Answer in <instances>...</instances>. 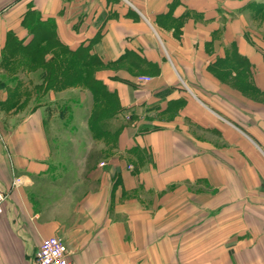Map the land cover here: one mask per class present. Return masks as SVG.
Instances as JSON below:
<instances>
[{
    "label": "crops",
    "instance_id": "obj_1",
    "mask_svg": "<svg viewBox=\"0 0 264 264\" xmlns=\"http://www.w3.org/2000/svg\"><path fill=\"white\" fill-rule=\"evenodd\" d=\"M34 17L117 110L101 136L82 86L19 110L0 67V264L49 236L74 264H264V0H0V59Z\"/></svg>",
    "mask_w": 264,
    "mask_h": 264
},
{
    "label": "trees",
    "instance_id": "obj_2",
    "mask_svg": "<svg viewBox=\"0 0 264 264\" xmlns=\"http://www.w3.org/2000/svg\"><path fill=\"white\" fill-rule=\"evenodd\" d=\"M27 26L33 33L31 41L26 45H22L15 38L8 40L2 52V62L16 68L33 59L32 53L35 47L43 46L42 60L44 65L41 67H44V73H41V77L45 79L48 85L45 91L50 89L58 91L71 86L87 88L93 95L94 103H100L91 112L89 129L97 136L110 132L112 125L106 121H101L114 115L117 108L116 106L112 108L114 100L111 98V100H104L105 89L93 76V69L101 65V60H98L96 56L90 55L86 47L71 50L61 44L55 36L54 23L52 21H41L34 17L27 22ZM20 83L24 86L20 79L15 78L14 81L12 80V87L8 95L9 106L11 107L19 104L21 97L29 91L26 87L21 89ZM36 86L37 83L35 84ZM119 129V125L115 126L114 132Z\"/></svg>",
    "mask_w": 264,
    "mask_h": 264
},
{
    "label": "rangeland",
    "instance_id": "obj_3",
    "mask_svg": "<svg viewBox=\"0 0 264 264\" xmlns=\"http://www.w3.org/2000/svg\"><path fill=\"white\" fill-rule=\"evenodd\" d=\"M33 50H34L32 53L33 59H31L30 61H27L25 64L19 65L16 68L11 67L10 65H6V63L2 62V59H0V67L3 70V77H4V81L6 84H11L12 80L14 81L15 78H17V79H20L21 82H23V85L25 84V86H28L26 84V82H27L26 77H28V76L25 77L22 73L25 72L26 75L29 74V76H32V77H30L31 79L29 80L30 86H29L28 93L24 94L20 99V102H22V103L19 104V110H22L24 107H26V105H28L30 103H35V105H38V104L46 103L48 100L45 97V93H46L45 90H46L48 85L46 84L45 79H43L41 77V73H44L43 72L44 67H41L44 65L43 60H42L43 46H37ZM14 74H16V75H14ZM34 83L35 84L37 83L36 87H35V85L33 86ZM21 86H22V84H21ZM56 97H58V95H56ZM69 105L70 104H67L65 107H69V108L71 107V108H73V111L77 113V110L75 108L76 106H72V104L70 106ZM61 108L63 109L64 106H60V104L57 102V106L55 107V112L59 111V109H61ZM79 114H81V111H79ZM71 121L73 123L75 120L72 119ZM59 124H60V122H59ZM70 127H72L71 128L72 132H73V130H75V132H82L83 131L82 127L78 126V125H73V124L71 125L70 124Z\"/></svg>",
    "mask_w": 264,
    "mask_h": 264
},
{
    "label": "built area",
    "instance_id": "obj_4",
    "mask_svg": "<svg viewBox=\"0 0 264 264\" xmlns=\"http://www.w3.org/2000/svg\"><path fill=\"white\" fill-rule=\"evenodd\" d=\"M139 80L150 81V77H139ZM104 163H101L103 165ZM15 182H19L18 178ZM7 193L0 188V216L3 214ZM34 264H74L69 257L68 249L63 238L49 236L41 240L33 259Z\"/></svg>",
    "mask_w": 264,
    "mask_h": 264
}]
</instances>
